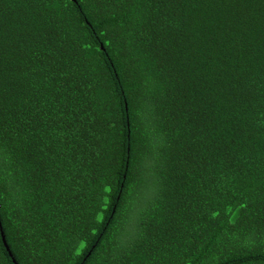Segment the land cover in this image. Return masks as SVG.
Returning a JSON list of instances; mask_svg holds the SVG:
<instances>
[{
	"label": "trees",
	"instance_id": "16d2710c",
	"mask_svg": "<svg viewBox=\"0 0 264 264\" xmlns=\"http://www.w3.org/2000/svg\"><path fill=\"white\" fill-rule=\"evenodd\" d=\"M0 264H264V0H0Z\"/></svg>",
	"mask_w": 264,
	"mask_h": 264
},
{
	"label": "water",
	"instance_id": "95a60500",
	"mask_svg": "<svg viewBox=\"0 0 264 264\" xmlns=\"http://www.w3.org/2000/svg\"><path fill=\"white\" fill-rule=\"evenodd\" d=\"M0 229H1V232H2V238H3L4 244H5L6 248H7V250L9 251V254L12 255V252H11V250H10L8 244H7V241H6V238H5L1 223H0ZM13 261L15 262V264H18L15 258H13Z\"/></svg>",
	"mask_w": 264,
	"mask_h": 264
}]
</instances>
